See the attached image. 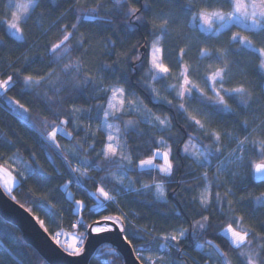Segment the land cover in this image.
Wrapping results in <instances>:
<instances>
[{"label":"trees","instance_id":"1","mask_svg":"<svg viewBox=\"0 0 264 264\" xmlns=\"http://www.w3.org/2000/svg\"><path fill=\"white\" fill-rule=\"evenodd\" d=\"M3 1L0 84L10 83L0 87V167L18 179L11 198L43 221V229L53 239L60 230L76 231L84 238L89 227L104 221L105 216H119L123 235L137 258L146 247L164 241L170 245L164 253L174 264H247L249 255L259 256L256 264H262L264 182H254L252 168L264 162V71L257 52L261 42L264 45V28L255 33V49H249L232 39L239 30L236 26L214 36L200 30L197 22L189 25L199 11L231 12V0H35L21 21L22 38L17 39L7 31ZM155 42L161 47L168 76H155L150 67L149 48ZM203 50L210 54L201 56ZM215 61L214 69L222 75L213 81L215 91L208 87L202 98L199 91L177 95L182 79L192 74L189 66ZM208 71L205 69L206 74ZM233 72L236 75L229 77ZM26 76L33 81L25 83ZM221 79L223 83L218 82ZM193 84L191 81L186 88ZM111 86L122 87L147 112L169 123L161 127L137 119L134 127L125 128L123 116L129 118L130 114L113 117L131 161L123 167L130 188L111 176L114 169H120L116 161L99 156L105 144L99 128L100 106L105 110ZM235 88L248 92L247 105L237 95L230 99L224 93ZM217 92L231 111L214 110ZM258 97L262 107H258ZM182 103L185 107L179 109ZM192 107L206 111V119L193 118ZM197 119L203 128L195 124ZM229 134L236 137L232 144L244 137L247 141L238 173L222 176L218 166ZM189 139L209 156L206 168L182 153ZM160 141L171 151L169 174L157 168H138V162L152 156ZM69 144L88 160L82 168L69 154ZM65 183L74 199L84 202L80 213L74 212L73 201L63 189ZM155 183L164 185V200L156 198ZM206 185L209 202L202 205L198 195ZM98 186L115 196V203L103 201L106 208L97 209V199L88 193ZM230 223L234 231L245 235L240 249L222 233ZM178 229L186 235L172 245L165 237ZM200 243L213 246L215 257L197 251ZM0 264L48 263L24 242L18 228L0 217ZM89 264L124 261L113 246L102 244Z\"/></svg>","mask_w":264,"mask_h":264},{"label":"rangeland","instance_id":"2","mask_svg":"<svg viewBox=\"0 0 264 264\" xmlns=\"http://www.w3.org/2000/svg\"><path fill=\"white\" fill-rule=\"evenodd\" d=\"M231 2H232L231 12L225 14V13L218 12V11H215V12L214 11L213 12L199 11L198 13L192 15L189 25L193 27L195 25V23L197 22V25L200 28V30H202L206 33H211L214 36L219 35L223 30H226V29L232 28L233 26H236L239 30L233 36V37H236V39H233V37H232V39L238 40L240 42V44L246 48L255 49V47L253 45V40H256V38H257L255 36V33H258L262 28H255V29L252 28L251 27V17H249L248 19H245L244 15L242 13H237L235 10V5L237 3H240L242 5H249L252 2V0H231ZM2 4H3L2 5L3 9L7 15V24H6L7 31L14 38L21 39L22 38L21 21L31 12V10L35 4V0H5L2 2ZM246 11L251 12L252 9L250 7H246ZM221 16L223 17V19H220ZM201 17L209 19V23L211 26H209V24H205L204 20L201 19ZM229 17H231V19H229ZM13 23H15L18 26L19 31L17 30V27H11V25ZM241 41H244V43H241ZM262 48H264V45L261 42V47H257V52L259 53V57H260V64L262 61H264V56H260V49H262ZM154 49H159V51L155 52ZM209 54L210 53L206 50H203L201 52V56H206ZM153 56L156 57V62L158 64H163L162 60H161V47L157 42L153 43V45L149 48L150 67H151L155 76H168V74L170 72L160 73L158 71V69L153 68V66H152ZM199 57H200V55H199ZM216 65H218L217 61L207 63V64H203V65H200V63H198V64L194 65L193 68H192V66H189L190 71H192V74L191 75H190V73L187 74L182 79L183 83H184V79L187 78L189 80V83L191 81H193L195 83L199 92L206 91L207 89L205 88L203 78L207 79L208 77L213 76L215 72L219 71V70L214 69L216 67ZM225 66H227V65L225 64ZM207 68L209 69V71L206 74L205 69H207ZM262 70L264 71V69H262ZM234 75H236L235 72H233V74H229L228 76L232 77ZM221 76L219 78H221ZM224 79L228 80L230 78L224 77ZM212 84H213V80H208V87L213 88ZM112 88H117V89H123V88L119 87V86H111L110 87L111 93H110L108 100L111 99L112 104L118 109L115 112V115L113 117L118 116L119 118H122L121 115H123V114H130L131 115V117H129V118L126 116H123L122 125L125 128L134 127L136 125L137 119H141L144 121L148 120L150 123H156L161 127H168L169 126V123H167V126L160 123V120H167L166 118L150 114L149 112H147L142 107V105L140 103L133 100V98L128 97L126 93H124V95H122V96L118 94L113 99L112 98ZM184 88H186L185 84L182 85V87L179 89V92H181ZM245 93H246V95L243 97L237 95L239 97L240 101H244L248 97V92H245ZM165 94L166 93L164 92V95ZM108 100H107L105 110H110ZM259 106H261V107L263 106V104H261L260 97H258V107ZM133 109H135V110L133 111ZM189 113L193 118L194 117L197 118V116H202V118L206 119V117H207V112L201 108H198V107H192L189 110ZM113 117H110L108 119V124L113 125L111 132H109L106 128L102 127L104 115H103V118L99 124L100 130L104 133V136H105V144H104L101 152L107 147V145L109 143L114 148H116V155L114 157H110L109 159H106L104 156L103 157L106 160L114 159L116 161L115 165L120 169H114L111 172V176L117 182H119L121 185H124V186L130 188V180H129V178H127L126 172L123 170L124 165H127L128 161H129V157L127 155L126 146L124 144V141H123V138H122V135L120 132V126L118 125L117 122H114L112 120ZM157 117H159V120L157 119ZM167 122H168V120H167ZM109 134L113 135L112 141H108V135ZM235 139H236V137H234L232 134L225 135L224 145H225L226 151H225V154L223 155V157L220 161V164L218 166L219 172H220V174H222V176L233 175L234 173H238L237 171L240 168L241 161L243 159L242 150L244 149V144L246 143L247 138L244 137L242 139H237L235 144H232ZM241 141H244V143L241 144ZM230 144H231V146H230ZM66 147L70 148L68 150V152L72 157H74L76 159L77 167L82 168L83 166L86 165L83 162L88 161V160L86 159V157L84 155L80 154L77 151L75 146L73 147L69 144ZM186 147L188 149L187 152H185ZM165 151H167L169 153V163L171 164V159H170L171 151H170L168 145L166 144V142H164V141L162 144L159 143V147L157 149L153 150L152 156L144 158L142 160L151 159L153 161V165H162L163 164V155L162 154ZM158 152L161 155L157 156L156 154ZM182 153L186 154L188 156H191L200 166L203 165V166H201L203 168H206L207 166H209V164L211 162L209 156H207V154L205 153L202 146L198 145L194 140L189 139L188 141L185 142L184 146L182 147ZM200 153H204V156L207 157L206 162H205L204 156H200L199 161H197L196 156H199ZM236 158H241V159H236ZM140 161L137 164L138 168H140V169L157 168L159 170V167H153V166H148V165L141 167ZM16 168H18V167L16 166ZM78 174L83 178V175H81V173H78ZM8 177L12 178L11 189L13 190V188L18 183L17 177L9 169H7L5 167H0V187L8 196L11 197V196H13L12 190L8 191L4 187V184L7 181ZM157 184L162 185V191L164 193V195L162 197L159 196V194L156 190ZM100 188H102V187H99L98 189H100ZM63 189L66 192L67 197L73 201L74 212L80 213L82 211V209L84 208V202L81 200H75L74 199L73 193H72L68 183H65L63 185ZM98 189L92 191V193H96V195L94 197L97 199V203H100V202L104 201V198L102 196H99V193L97 191ZM153 190H154V194H155L156 198H158L160 200H164L166 198V192H165V188H164L163 184H161V183L153 184ZM209 195H210L209 186L206 185L199 192L198 197H199L200 203H201V199L203 198L206 200V204H207L209 202ZM77 201H81V204L77 205ZM206 204H202V205H206ZM115 218L116 217H112V220H115ZM102 223L108 224L107 222H102ZM116 224L118 225V227L120 229L122 228V224H121L120 220ZM96 226H97V224H94L92 228H94ZM109 227L111 228V225H109ZM226 229H224L222 232L224 235H225ZM181 232L184 233L183 236L180 235ZM185 235H186V231L183 229H178L176 231V234H175L177 239L183 238ZM57 236H61V238H67L69 240V242L63 246V249L68 254L76 255L77 249H79V254L83 251V242H84L85 237L83 238V235H81V233L76 232V231L68 232L65 230H60L57 232ZM225 236H227L229 238V240L232 241L231 233H227ZM170 237L171 236H169V239H167V241H169L173 245L174 240H171ZM80 238H83L81 244H79ZM160 245H164V248H161ZM233 245H235V244H233ZM169 246L170 245H168V243H166L164 241L162 243L155 242L149 248L146 247V250L141 255V257L143 258L142 261L145 264H174V262L166 255V253H164L165 250L168 249ZM196 249H197V251L201 252L204 256H208L209 258L215 257V248L211 245L200 243L197 245ZM175 264H178V263H175Z\"/></svg>","mask_w":264,"mask_h":264},{"label":"snow or ice","instance_id":"3","mask_svg":"<svg viewBox=\"0 0 264 264\" xmlns=\"http://www.w3.org/2000/svg\"><path fill=\"white\" fill-rule=\"evenodd\" d=\"M120 0H117V3H119ZM246 7H250L252 9L251 12L246 11ZM235 10L237 13H242L245 17V19H248L249 17H251V27L252 28H264V0H252V2L249 5H242L240 3H237L235 5ZM133 12L136 11V9L132 10ZM201 19L204 20L205 24H209V19L201 17ZM220 19H223V17L221 16ZM229 19H231V17H229ZM11 27H17V30L19 31L18 26L13 23L11 25ZM233 39H236V37H233ZM241 43H244V41H241ZM250 43V42H249ZM68 50L65 49V52H67ZM155 52H158L159 49H154ZM260 56H264V48L260 49ZM152 66L153 68L158 69V71L160 73H168L169 72V68L165 67L163 64H158L156 62V57L153 56V60H152ZM260 68L264 69V61L261 62L260 64ZM77 71L79 70V66H76ZM227 72H225V76H227ZM221 73L220 71H217L214 73L213 76L208 77L207 79L204 80V85L205 88L208 89V80H213L216 81L217 77H220ZM152 79H156L155 76H152ZM33 81V78L31 76H26L25 77V83H31ZM220 83H223V80L221 79L220 81H218ZM10 83V80H5L2 82V84H0V87H7ZM36 84L39 85V81H36ZM184 84L185 85H189V80L187 78L184 79ZM209 91H215L214 88L208 89ZM108 90H105V92H107ZM198 91L197 86L196 85H191L190 88H184L181 92H179L177 95L178 96H185L186 94H190L191 92H195ZM125 93V89H117V88H112V98L114 99L118 94L119 95H124ZM224 93L231 99L233 95H239L241 97L245 96L246 93L244 91L243 88H235L233 89L231 92H228L227 89L224 90ZM131 95H135V93H131ZM216 95L219 97V99L216 101V105L217 107L214 108L215 111L219 112V111H231V109L229 108V106L227 104H225L224 102V97L217 92ZM200 97H203V92H200ZM170 103V101H169ZM243 103L245 105H247V100H244ZM108 104H109V109L110 110H104L102 106L101 110L103 111V115H104V120L102 122V127L106 128L109 132H111V129L113 127V125L108 124V119L110 117H113L115 115V112L118 110L113 104H112V100L109 99L108 100ZM218 106H223L218 107ZM185 107V105L182 103L179 105V109H183ZM178 109V111H179ZM135 109H133L134 111ZM74 111L79 112L82 111L81 109H74ZM116 119H119V117H115ZM157 119L159 120V117H157ZM145 123L149 122L148 120L144 121ZM196 125H199L201 128H203V125L201 124L200 120H195L194 121ZM160 123L167 126V120H160ZM69 136L71 135L70 133L68 134ZM113 139V135L109 134L108 135V141H112ZM217 140L219 139V137L216 138ZM161 144L163 143V141L160 142ZM244 141H241V144H243ZM262 147H264V145H262ZM94 150V149H93ZM188 149L187 147L185 148V152H187ZM217 151H219V149H217ZM116 155V148H114L110 143L107 145V147L101 152L99 153V156H104L106 159H109L110 157H114ZM157 156L161 155L159 152L156 154ZM163 164L162 165H153V161L151 159H147V160H141L140 161V165L141 167L143 166H153V167H159V171L165 175L169 174V172L172 170V165L169 163V153L167 151L163 152ZM200 156H204V153H200L199 156H196L197 161H199ZM205 162L207 161V157L204 156ZM236 159H241V158H236ZM84 164H87V161L83 162ZM129 163H131V161H129ZM203 166V165H201ZM256 171L257 172H261L264 171V164H257L256 166ZM76 169H72V172H76ZM11 184H12V178L8 177L7 181L4 184V187L6 190L11 191ZM145 188H147L148 186L145 185ZM156 190L159 194V196H163L164 193L162 191V185L157 184L156 185ZM99 193V196H102L104 198V201L107 202H111V203H115V196L113 195H109V193L107 191H105L103 188H100L97 190ZM89 196H95L96 193H88ZM201 203L202 204H206V200L205 199H201ZM81 201H77V205H80ZM96 208L97 209H101V208H106V205L103 202L97 203L96 204ZM25 211H28V209H25ZM34 219H36L34 217ZM112 221L113 224L118 223L120 220V217L117 216L115 218V220H112L111 217L105 216L104 221ZM204 220L207 221L208 217H204ZM37 223L40 224L41 228H44V222L37 220ZM234 223V221L232 222ZM201 228L206 227L205 224H200ZM90 231L94 234H100V233H104V232H108L111 231V228L109 227L108 224L106 223H102V222H97V226L94 228H91ZM126 231V230H125ZM227 233H231L232 235V244H235L237 249H240L244 246L245 243V235H242L240 231H234L232 224L230 223L229 226L227 227L226 231H225V235ZM181 236L184 235L183 232L180 233ZM165 239H169V237H165ZM171 240H176L177 237L175 235L170 237ZM161 248H164V245H160ZM202 247V246H201ZM76 254L79 255V249L76 250ZM218 256L220 255L219 252L216 253ZM243 252H241V256H243ZM140 259H143L142 257H138ZM259 259V256L257 255H249L248 260H247V264H256V261ZM262 264H264V262H262Z\"/></svg>","mask_w":264,"mask_h":264},{"label":"water","instance_id":"4","mask_svg":"<svg viewBox=\"0 0 264 264\" xmlns=\"http://www.w3.org/2000/svg\"><path fill=\"white\" fill-rule=\"evenodd\" d=\"M257 164H264V162H258L253 166L252 177L254 182L263 183L264 171L257 172L255 167ZM0 217L18 228L24 242L31 246L48 264H89L95 251L102 244L113 246L121 254L124 264H142L135 256L122 230L111 221H102L111 225V231L100 234L92 233L90 231L92 226H90L84 240L83 251L79 255H70L40 227L29 211H25V208L9 197L1 187Z\"/></svg>","mask_w":264,"mask_h":264},{"label":"built area","instance_id":"5","mask_svg":"<svg viewBox=\"0 0 264 264\" xmlns=\"http://www.w3.org/2000/svg\"><path fill=\"white\" fill-rule=\"evenodd\" d=\"M58 242H61V244H66L67 242H68V240L67 239H63V240H61V239H59V238H57L56 239Z\"/></svg>","mask_w":264,"mask_h":264},{"label":"crops","instance_id":"6","mask_svg":"<svg viewBox=\"0 0 264 264\" xmlns=\"http://www.w3.org/2000/svg\"><path fill=\"white\" fill-rule=\"evenodd\" d=\"M81 242H82V238H80L79 244H81Z\"/></svg>","mask_w":264,"mask_h":264}]
</instances>
